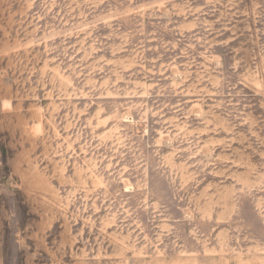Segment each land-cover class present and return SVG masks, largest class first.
<instances>
[{
  "label": "rangeland",
  "instance_id": "374dc122",
  "mask_svg": "<svg viewBox=\"0 0 264 264\" xmlns=\"http://www.w3.org/2000/svg\"><path fill=\"white\" fill-rule=\"evenodd\" d=\"M0 264H264V0H0Z\"/></svg>",
  "mask_w": 264,
  "mask_h": 264
}]
</instances>
